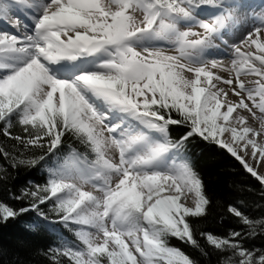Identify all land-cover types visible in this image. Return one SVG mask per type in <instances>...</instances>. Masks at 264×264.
<instances>
[{
  "label": "snow or ice",
  "instance_id": "snow-or-ice-1",
  "mask_svg": "<svg viewBox=\"0 0 264 264\" xmlns=\"http://www.w3.org/2000/svg\"><path fill=\"white\" fill-rule=\"evenodd\" d=\"M205 6L214 11L202 18ZM22 12L28 21L22 34L0 32V124L25 152L45 151L25 155L0 145V156L13 168H34L59 152L66 135L85 151L59 155L45 184L12 196L27 206L0 201V224L29 211L48 220L41 206L51 203L54 222L76 237L49 250L54 264L60 257L70 264H198L172 238L209 256L203 238L222 254L220 264H264V250L242 243L245 235L264 232V220L236 206L228 211L246 233L195 231L189 218L206 216L209 199L186 155L187 143L199 137L225 150L264 188L258 171L264 166V6L0 0V20ZM249 23L239 43L223 39ZM217 40L228 49L219 57ZM13 121L26 136L12 134ZM171 126L187 131L173 139ZM0 173L3 179L7 170L0 166Z\"/></svg>",
  "mask_w": 264,
  "mask_h": 264
},
{
  "label": "trees",
  "instance_id": "trees-1",
  "mask_svg": "<svg viewBox=\"0 0 264 264\" xmlns=\"http://www.w3.org/2000/svg\"><path fill=\"white\" fill-rule=\"evenodd\" d=\"M3 127V124H0V145L9 151L25 152L17 141L3 135ZM10 131L13 135H27L15 121ZM186 131L185 126L170 127L173 139H178ZM70 149L85 151L78 140L66 135L59 152L47 156L45 161L34 168L27 166L13 168L9 160L0 156V166L7 170V175L0 179V201L16 209L27 206L28 200L18 201L12 199V196L18 195L23 188L45 184L48 179L47 166L54 164L59 155L68 153ZM44 151L40 148H31L25 155L38 156L44 154ZM186 155L199 173L209 199L206 216L189 218L194 223L196 232L210 231L220 236H225L230 231L246 233L247 226L228 211L229 205L238 207L250 219L264 220V188L230 154L196 137L187 143ZM41 208L47 214L48 220H43L36 212L29 211L16 219H10L7 224H0V264H54L49 250L57 247L61 239L76 240L72 230L54 222L57 216L52 210L51 203L42 205ZM200 243L205 251L210 253L209 256H203L199 250L175 238L170 240L171 245L180 247L196 259L198 264H220L222 254L212 250L203 238H200ZM242 243L249 250H264V232L258 229L254 236L245 235ZM59 259L61 264H70L65 257Z\"/></svg>",
  "mask_w": 264,
  "mask_h": 264
},
{
  "label": "bare ground",
  "instance_id": "bare-ground-1",
  "mask_svg": "<svg viewBox=\"0 0 264 264\" xmlns=\"http://www.w3.org/2000/svg\"><path fill=\"white\" fill-rule=\"evenodd\" d=\"M250 1L251 0H241V2H243L245 5L246 4H248V7H251V8H255V6H256V4H259L260 3V6L261 5H264V0H252L253 1V3H250ZM258 7V6H257ZM256 7V8H257ZM255 8V9H256ZM13 15H15V14H13ZM25 13H21L20 15H16V16H18L19 18H21V21H22V24H21V26H22V28H21V26H19L21 29H23L24 30V24L25 23H27L28 21L25 19ZM11 16V14L9 15V17ZM8 17V20H7V22H5V21H3V20H0V24H4V22L5 23H8V24H12L13 26L15 25V23H12V21L10 22L9 20H10V18ZM11 25H9L8 26V28L10 29V30H12L11 29V27H10ZM250 24H247V25H245L244 27H241L239 24H237V26H236V28L230 33V37H231V39L233 40V42H236L235 40H238V39H241V38H243L244 37V35H245V33L249 30V28H250ZM18 27V29H17V26H14V30L16 31V33L20 30V28ZM8 28L7 27H3L2 29L3 30H8ZM15 31H13V32H15ZM20 33V32H19ZM223 39L224 40H227L228 41V44L230 45V44H232V41L227 37V35H225L224 37H223ZM217 44L220 46V49L218 50V51H214V55L215 56H220V54L221 55H223V53L224 52H227L228 51V49L224 46V44L223 43H221V41L220 40H217ZM226 58V56H223V59H225ZM221 75H226V74H224V73H220ZM255 126H259V122H255V124H254ZM263 166H261L259 169H258V171H260L261 173H263Z\"/></svg>",
  "mask_w": 264,
  "mask_h": 264
},
{
  "label": "rangeland",
  "instance_id": "rangeland-1",
  "mask_svg": "<svg viewBox=\"0 0 264 264\" xmlns=\"http://www.w3.org/2000/svg\"><path fill=\"white\" fill-rule=\"evenodd\" d=\"M242 3H243V2H242ZM250 3H253V1L251 0ZM246 6H248V4H246ZM257 6H258V7H257ZM261 6H264V5H261ZM261 6H260V3H259V4H256V6H255V8L257 7L256 10L259 11V10L261 9ZM255 8H254V9H255ZM207 11H209V12H207ZM212 11H214V10L211 9L210 7L205 6L204 11L201 13V17L203 18L204 16H206V15L209 14V13H211ZM12 20H13V19H12ZM16 20H17L16 18H15V20H13L14 23H15ZM19 24H20V23H19ZM21 24H22V22H21ZM21 24H20L19 26H21ZM249 24H250V23H249ZM9 25H11L10 27H11L12 30H10V29L8 28ZM4 26L7 27L8 30H3L2 28H3ZM19 26H18V27H19ZM13 28H14V26H13L12 24H8V23H5V22H4V24H0V32L7 31V32L12 33V34H17L16 31H15ZM19 28H20V27H19ZM21 28H22V26H21ZM21 28H20L19 32L22 34V33L24 32V30L21 29ZM195 30H197V31H201L199 28H196ZM13 31H15V32H13ZM230 33H231V32H230ZM230 33L227 34V37L232 41V43H239V42L243 39V38H241V39L235 40L236 42H233V40H232L231 37H230ZM216 43H218V42L216 41ZM164 47H165V48H168L169 46H168V45H164ZM215 52H216V51H215ZM220 56H222V55L220 54ZM217 57H218V56H217ZM224 63H225V64H229V63H230V57L226 56V58L224 59ZM257 122H258V121H257ZM254 126H255V125H254ZM256 127H257V126H256ZM226 135H227V134H226ZM111 154H112V155H116L115 150H113ZM56 163H57V160L54 162V164H52V165H48V166H47V170H48L50 167L55 166ZM263 168H264V166H263ZM263 173H264V169H263ZM259 184H260V183H259ZM88 190H91V188L89 187ZM188 206H193V205H192V197H191V196H189V199H188Z\"/></svg>",
  "mask_w": 264,
  "mask_h": 264
}]
</instances>
